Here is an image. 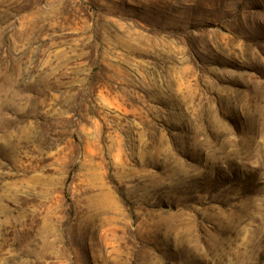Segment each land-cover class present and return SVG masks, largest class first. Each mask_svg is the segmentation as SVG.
I'll return each mask as SVG.
<instances>
[{
    "label": "rangeland",
    "instance_id": "374dc122",
    "mask_svg": "<svg viewBox=\"0 0 264 264\" xmlns=\"http://www.w3.org/2000/svg\"><path fill=\"white\" fill-rule=\"evenodd\" d=\"M0 264H264V0H0Z\"/></svg>",
    "mask_w": 264,
    "mask_h": 264
}]
</instances>
